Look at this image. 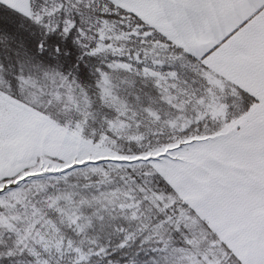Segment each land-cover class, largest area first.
Segmentation results:
<instances>
[{
	"label": "snow or ice",
	"instance_id": "snow-or-ice-1",
	"mask_svg": "<svg viewBox=\"0 0 264 264\" xmlns=\"http://www.w3.org/2000/svg\"><path fill=\"white\" fill-rule=\"evenodd\" d=\"M0 264H264V0H0Z\"/></svg>",
	"mask_w": 264,
	"mask_h": 264
}]
</instances>
